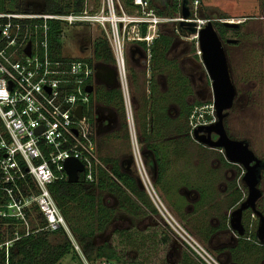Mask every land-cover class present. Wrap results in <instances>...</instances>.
Wrapping results in <instances>:
<instances>
[{"label":"built area","instance_id":"2783aa9c","mask_svg":"<svg viewBox=\"0 0 264 264\" xmlns=\"http://www.w3.org/2000/svg\"><path fill=\"white\" fill-rule=\"evenodd\" d=\"M176 1L181 12L183 0ZM198 3V0L186 2L189 12L186 19L180 15L177 18L157 15L150 0H131L132 13L119 0H100L95 10L84 8L78 12L0 13V262L8 264L14 246L30 236L67 231L49 190L54 182L67 181L66 160L75 159L83 165L79 180L86 184H96L101 172L116 181L97 152L98 135L91 107L96 85L94 42L101 39L108 43L124 111L130 118L127 46L144 42L149 47L161 25L182 23L193 27L191 40L196 42L195 55L200 57L197 32L210 20L197 18ZM51 24L57 27L55 35L60 43L66 39L65 28L78 29L77 33L83 36L84 32H96L97 36L91 37L86 47H81V39L77 37L78 50L89 55L65 57L61 49L59 53L52 45ZM142 25L146 27L144 36L140 33ZM87 86H92L91 93L86 91ZM79 106L81 119L76 115ZM215 121L212 104L194 108L188 119V132L192 135L197 127ZM136 139L133 134L135 142ZM134 154L144 187L161 215L162 228L171 244L196 264H222L161 205L147 180L137 146Z\"/></svg>","mask_w":264,"mask_h":264},{"label":"rangeland","instance_id":"374dc122","mask_svg":"<svg viewBox=\"0 0 264 264\" xmlns=\"http://www.w3.org/2000/svg\"><path fill=\"white\" fill-rule=\"evenodd\" d=\"M18 1L20 4L29 5V2L33 0ZM37 1L39 3L41 2V0ZM43 2L44 0H42L41 4H43ZM171 2L172 0H168V4ZM198 2L197 18L200 20L208 19L212 21L213 24L214 22L241 23L238 28L227 30L222 38L218 34L223 43H225L224 41L226 39L236 41L235 44H223L231 80L236 91L233 107L229 110L228 117L224 120V126L232 138L245 139L255 154L264 159V0H198ZM99 4L100 0H86L84 8L87 10H95ZM150 4L154 13L161 11L164 13L165 17L171 18L167 15L168 12L164 8V5H162L161 0H150ZM126 10L130 11L129 9ZM178 15H180V12L173 14L172 18H177ZM179 24L180 23H168L161 25L158 28L156 38L158 34H170L173 36V55L175 54L177 57L174 58L176 59L183 76L189 79L190 85L193 89V92L189 95L190 97H188L189 102H199L205 107L206 105L212 104L210 81L200 61V57L195 55L196 42L191 40V37L194 34L191 35L186 31L180 32V28L187 29V27L183 24ZM78 31L79 30L75 28L64 29L66 39L61 42V48L62 54L65 57H87L89 55L88 52L84 54L78 50L77 45L79 40L77 37L81 40L84 37V41L83 43H80V45L81 47H86L88 46L91 37L97 36V33L95 32L91 34L89 32H84L85 34L83 36L81 33L78 34ZM149 67L150 62L148 51H144L139 45H128L127 78L130 90V103L128 104V107L131 109L129 114L130 118H128L125 111L124 121H122V118L119 117V113L115 112L111 107L105 106L97 101L92 104V108L95 114L107 116L108 118L106 119L109 120V123L104 122L103 126L98 123L95 125L99 134L98 141L100 156L102 159L112 156L118 159L119 164L124 160H133V178H135V180L136 178L139 179L144 188L143 191L148 196L150 201L148 206L150 209L147 211L155 210V213H147L144 211L145 214H142L139 210L132 213L130 209H127L126 204H123L124 208H119L122 200L120 201V197H116L117 195L109 191H97L95 195L100 203L113 211L112 221L107 225L104 232L99 233L96 231L95 223H92L85 216L84 212L76 208L73 204H69L67 208L68 221L63 217L67 226V231H65L64 234L72 244L73 249L69 254L64 256L58 264H96L99 261H104L97 259L87 260L83 255L80 246L76 242L77 234H74L73 229L78 230V234H86L90 231V228H92L94 233L93 238L90 241L93 242L95 246H98L103 242H108L114 231L134 230L138 232V234H136L137 237L132 239L129 246L126 248V255L129 261L133 258H140L145 264H178L180 261L183 251H181L176 245L169 244L165 249H156V241L151 237V233L148 234L146 232V229L149 226H156L158 227L159 232L168 236L162 228L163 220L161 215L159 214L151 196L147 193L134 161L136 146L139 153L141 152L140 139H138L141 132L140 126L143 121L148 123L150 120L146 117L143 118L144 102L142 100V95L145 97L148 96V85H146V82L148 83L150 78H153L158 82L159 88L155 97H158L160 93L166 91L167 71L162 69L155 74H151L148 70ZM161 67H164V65L162 64L159 66V68ZM106 68L110 73L114 74L113 68ZM142 70H145V78L142 75ZM114 78V82H111L112 80L109 81L110 78H108L101 83L106 86L112 84L119 88L115 74ZM177 108L178 105L174 102L168 104L169 119L172 122L167 130L168 138L166 140L176 142L174 145L170 144V146L173 145L170 149H176L175 151L180 161L177 162V160L173 158L174 155H170V162L175 161L170 163L172 164V170L170 169L169 172H172V174H176L177 176L182 172L183 179L190 177L188 184L184 183L187 187H190L193 185L192 181L194 182L195 177H198L194 170V164H199L201 161H204L207 166H210L215 158L220 159V157L219 154L214 151H203L199 154L198 148L193 139L194 142L190 141V145L184 148L182 142L183 137L181 135H176L175 132L176 128L179 127L178 125L183 123V120H176L178 117ZM123 122L125 126L123 125ZM131 123L132 128L130 129ZM133 134L137 137L136 142L133 140ZM126 136H128V139H126ZM185 170H187V172H185ZM145 172L147 174V180L152 185L154 193L161 205L165 207L182 228L188 230L222 264H262V261L264 263L262 251L253 243H249V247H251V245L256 247L253 248L250 253H246V251L244 253L235 252L232 255L229 252L228 246L225 244L226 240L224 238L217 239L215 236H212L208 242H203L193 233V231H191L189 225V222L191 221L187 220V217H189L190 214H185V201L180 208L181 212L178 213L173 203L168 200L169 198L175 200L173 192L168 196L164 191L162 192L161 189L160 191L158 189L159 187L156 188L157 185L152 183V178L148 174L147 168H145ZM216 176L218 180H216L215 184L221 182L220 176ZM259 188L262 191L263 196L258 203H260V206H264V181L260 183ZM213 192L215 199L221 198V203L225 196L222 197V195H219L220 193L215 189ZM208 208L210 207L207 206L206 211L209 210ZM222 210L224 209L220 208L219 212ZM203 211L199 212L200 214L198 213V215H196V213L194 216L191 214L192 221L197 216L202 218ZM216 213L217 212L209 210L208 216L200 219V222L202 220V223L205 226L208 224L210 225V223L215 225L217 223L216 217L218 216L215 215ZM168 238L170 240L169 236ZM47 239L50 243L54 244L59 242L60 237L57 238V236L48 234ZM234 239L236 240V238ZM13 250L14 252L16 251V249Z\"/></svg>","mask_w":264,"mask_h":264},{"label":"trees","instance_id":"16d2710c","mask_svg":"<svg viewBox=\"0 0 264 264\" xmlns=\"http://www.w3.org/2000/svg\"><path fill=\"white\" fill-rule=\"evenodd\" d=\"M123 8L129 9L130 13L134 11V7L131 4V0H119ZM171 1V0H170ZM42 0L39 3L37 0L29 2V5L20 4L18 0H0V13L4 12H41L47 14H59L66 12H78L84 9L86 5V0ZM162 5L167 10V15L172 18L173 14L179 12L178 6L179 2L172 0L168 4V0H161ZM152 7V6H151ZM127 11V10H126ZM159 16H164V13L161 11L156 12ZM214 27L216 32L223 37L225 32L231 28H226L220 22H214ZM51 40L52 45L58 49L60 53L61 43L56 39L57 27L51 24ZM187 29L180 28V32H188L189 34L194 33L192 26H186ZM142 36L146 33V27L142 25L140 29ZM173 36L170 34H158L149 47L145 46L144 42L137 43L144 51H148L149 54V72L155 74L156 72L161 71L162 69L167 71L166 75V91L159 94L158 97H155L157 90L159 88L158 82L155 79L150 78L148 83V96L142 95L143 100V110L144 117L149 118V122H142L140 128V146L141 152H144V156H149V154L155 159L156 164H158V178L161 177L163 170L160 169V151L168 150L174 145L175 141H167L168 138V128L171 124L168 114V104L174 102L178 105L179 113L176 120H183L182 124H179L176 128V135H181L184 148L190 145V141L194 142L190 136H185L188 133V119L191 115L194 108L202 107L203 105L199 102L190 104L188 101V96L192 92L189 79L184 77L180 67L175 58L176 55L173 49ZM194 48V47H193ZM192 48V49H193ZM193 53V50H192ZM173 56V58H172ZM175 57V58H174ZM92 61L96 64L112 67L114 60L108 46V43L104 40L97 39L94 42L93 52H92ZM164 67L159 68L160 65ZM145 65V63H144ZM142 75L145 78V70H142ZM145 84V83H144ZM145 94V91H144ZM100 102L105 106L111 107L115 112L119 113V117L124 121V106L122 95L119 88L104 90V88H97L93 98H91V107L94 102ZM147 101V102H146ZM147 110V111H146ZM91 123L93 121L92 111L90 112ZM123 125L125 126L124 122ZM99 137V136H98ZM128 139V136H126ZM167 141V143H166ZM195 143V142H194ZM170 144H173L170 146ZM177 145V144H176ZM175 150V148H172ZM97 152L102 163L108 167L112 176L116 179L113 180L105 172L99 174L96 184H86L79 180L76 184H70L67 181H56L50 187L49 190L53 199L55 200L58 208L60 209L61 214L65 219H67V208L69 204H73L85 213V216L96 225V231L99 233L104 232L107 225L112 221L113 211L106 206L102 205L95 193L97 191H109L116 197H120L121 202L119 208H124L123 204L127 205V209H130L132 213H135L136 210L142 212V214L155 213V210H149L148 206L150 201L148 196L143 190H140L137 186L135 178L124 172L118 159L108 156L105 159L99 154V141L97 138ZM145 168H148L149 165L142 157ZM120 162V161H119ZM121 163V162H120ZM157 178V179H158ZM159 179L155 184L159 183ZM241 200L240 192L232 200L233 207ZM119 201V202H120ZM211 202L206 196H202L199 202V206L203 207L205 202ZM210 208L218 210L217 206L214 205ZM209 208V210H210ZM126 209V210H127ZM152 209V208H151ZM198 210V209H197ZM209 210L203 212L202 218L208 216ZM211 211V210H210ZM200 216H197L193 221L189 222L191 231L199 237L203 242H208L216 231L215 228L209 225H203L202 219ZM94 220V221H93ZM68 221V219H67ZM199 221V222H198ZM88 225V224H87ZM86 225V227H87ZM221 228H226V218L223 219L221 223ZM88 229V228H87ZM74 234H77L76 242L80 246L81 251L87 260L97 259L112 262L114 264H145V262L140 258H133L131 261L127 258L126 248L129 246V243L132 239L137 237L136 231L130 230H118L114 231L111 235L108 242H103L98 246H95L92 240L93 230L90 228L86 234H78V230L73 229ZM148 234L151 233V237L154 238L157 243L156 249L162 248L165 249L170 244L168 236L159 232L158 227L149 226L146 229ZM48 234L52 236L60 237L59 242L54 244L50 243L47 239ZM79 237V238H78ZM239 243V242H238ZM249 243L244 247H237V250L230 251L233 253H250L253 248L256 246ZM14 250L8 259V264H58L60 260L70 253L73 249L72 244L67 239L63 231L45 233L40 232L35 236H30L24 239L21 243L14 246ZM259 251V250H258ZM264 256V248L261 250ZM238 255V254H237ZM0 264H3L0 262ZM178 264H196L186 253H182L180 261Z\"/></svg>","mask_w":264,"mask_h":264},{"label":"water","instance_id":"95a60500","mask_svg":"<svg viewBox=\"0 0 264 264\" xmlns=\"http://www.w3.org/2000/svg\"><path fill=\"white\" fill-rule=\"evenodd\" d=\"M180 16L183 19L189 17V12L186 7V0L182 1ZM226 28L235 29L239 27L240 22H221ZM182 24V23H180ZM227 44L235 43V40H226ZM197 44L201 53L200 61L206 71L210 81L212 91V105L215 110L216 121L209 126H199L192 133V139L210 149H222L224 158L231 164H236L242 167L245 171L243 183L247 188V196L243 202L229 214V225L232 231L239 236L243 235L242 214L244 211L250 210L258 219V227L256 230V239L260 244L264 245V216L256 210V203L261 198V192L258 189L260 176L258 174L259 160L254 156L253 152L248 149V146L243 141H235L228 138L223 121L228 115V111L232 108L236 96V91L231 80L230 71L227 64V59L223 47V42L219 38L212 21H208L197 32ZM28 53V50H27ZM95 84H99L107 80H114V74L102 65L96 64ZM92 86H87L86 91L92 92ZM82 108L79 106L76 109V115L81 119ZM99 121V118L96 119ZM109 123V120L104 119ZM216 135V140H211V135ZM97 135L98 132H97ZM144 157V152L141 153ZM133 160H124L121 164L129 166ZM155 167V161L153 159ZM156 169V168H155ZM64 170L67 175V182L76 184L79 182V173L83 171V165L75 160L68 159L64 162ZM138 188L143 190V186L139 179L136 178Z\"/></svg>","mask_w":264,"mask_h":264},{"label":"flooded vegetation","instance_id":"af4514ba","mask_svg":"<svg viewBox=\"0 0 264 264\" xmlns=\"http://www.w3.org/2000/svg\"><path fill=\"white\" fill-rule=\"evenodd\" d=\"M187 1L188 0H186V2ZM229 30H232V29H229ZM219 38H220V36H219ZM226 40L224 41L225 43H223V44H227ZM83 41H84V37L82 38V40H80V42L83 43ZM235 43H236V41H235ZM235 43H233V44H235ZM104 67H107V66H104ZM111 68H113V70H115L114 63H113V66ZM111 82H114V80L112 79ZM99 87L104 88V90H111V89L118 88V87L113 86L112 84L110 86L109 85L106 86L105 84L100 82L99 84L95 85L94 93H95L96 89ZM191 90L193 92L192 86H191ZM188 97H190V96H188ZM188 101H189V99H188ZM190 104H193V103H190ZM233 104H234V102H233ZM177 111L179 113L178 108H177ZM178 113H177V115H178ZM168 114H169V109H168ZM227 117H228V115L226 116V118ZM97 118H99L98 122L96 121ZM106 118H108V117L104 116V115L100 116L99 114H95V118H94L95 125L98 123V124H101L103 126L104 122H106L103 120ZM223 125H224V121H223ZM224 129H225V132H226L229 139L235 140V141L245 142L248 146V149L251 152H253L254 156L257 158V160H259L257 170H258V174L260 176V180H259V184H258V189L260 190L259 185L262 181H264V159L255 154V152L253 151V149H251L249 147V143L245 139L232 138L229 135L225 126H224ZM185 136H190L192 138V135H190L189 132ZM216 138H217L216 135H214V134L211 135V140H216ZM195 144L198 148L199 154L202 153L203 151L204 152L214 151V152H217L219 154L220 159L215 158L213 160V163L210 164V166H207L204 161H201L199 164L198 163L194 164V168H195L194 170H195L196 175L198 177H195L194 182L192 181L193 185H191L190 187H187V186L183 187V188H187L188 190L194 191L192 194H190L186 197L187 201L191 202V203L193 202L196 204V205L194 204V208H195L194 211L196 212L197 208L199 210L201 207V206H199V202H200L202 196H206L208 198V200L212 199V201H211L212 204L209 207H212L214 205H216L218 207L217 208L218 210H215L214 208H210L211 211L217 212L215 214L216 216L218 215L217 216L218 218L216 217L217 223L215 225H212L210 223L211 226L216 229L213 236H215L217 239L224 238L226 240L225 244L229 248V252L237 250V247H241V246L244 247L248 243H253L257 247H259L258 248L259 250H262L264 248V245L260 244L259 241L256 239V230L258 227V219L250 210L244 211L242 214V220H241L242 226H243V235L242 236H239L236 232L232 231L230 228V225H229V219H230L229 214L233 210H235L241 204V202H243L245 200V198L247 196V188L242 181L243 176L245 174L244 169L242 167H240L239 165L231 164V163L227 162L224 158V152L222 149H210L206 146L198 144L197 142H195ZM199 154H198V156H199ZM149 156L150 157L144 156V160L146 161V163H148L147 165H149L147 168L148 174L154 180L156 178V175H157V172H156L157 169H155L156 168V162H155V167H154V164H153L154 157H153V155L151 156L150 154H149ZM154 161H155V159H154ZM120 167L124 172H126L130 176L134 177V172H133L134 169H132L133 163H131L129 166H127L126 164L120 163ZM241 172H243V173H242V176L239 180V175L241 174ZM216 175L220 176L221 182L220 183L218 182L215 184L216 180H218ZM215 185L217 188L216 190L218 191V193H220L219 195L225 196L223 198V200L221 201V203H220L221 198L220 199L214 198L212 187ZM195 192H198L199 201L197 199ZM239 192L241 194V200L238 203H236V205L231 207L230 205L232 204V200L238 195ZM260 192H261V198H262V196H263L262 191L260 190ZM213 200H215V201H213ZM258 201L256 203V210L264 216V206L263 205L260 206V203H258ZM209 204H210V202H209ZM220 208H223L224 210L219 212ZM189 210L193 211V208H189ZM195 212L192 213L193 216L195 215ZM224 218H226V228L222 229L221 223H222ZM234 238H236V240ZM170 245H172V244L170 243ZM262 264H264L263 261H262Z\"/></svg>","mask_w":264,"mask_h":264},{"label":"crops","instance_id":"0c3cea01","mask_svg":"<svg viewBox=\"0 0 264 264\" xmlns=\"http://www.w3.org/2000/svg\"><path fill=\"white\" fill-rule=\"evenodd\" d=\"M176 143V142H175ZM174 144V143H173ZM176 150V149H175ZM174 149H170V152L168 150H164V151H160V169L163 170L162 172V175L160 178H158V164H156V169H157V175H156V178L153 180L152 179V183H156V181L159 179V183L156 184L157 187L159 190L161 189L162 192L164 191V193H166L168 196H170V194H172L173 192V195L175 196V200H172L171 198H169L168 200L170 202L173 203V205L175 206V209L177 210V212H181L180 211V208L182 207V204L184 203L185 201V214L188 213V214H192L194 213L195 211V208H194V204L195 203H191V202H188L187 201V196L192 194L194 191L192 190H188L187 188H183V187H186L185 184H188V182L190 181V177L186 178V179H183V174L182 172L179 173V176H177L176 174H172V172H169L170 169L172 170V164L170 163H173L175 160H177V162H180L179 161V158L177 157V154H176V151ZM142 152H140V155H141ZM170 155H174L173 158H175V160L173 162H170ZM142 158V157H141ZM142 162H143V159H142ZM171 168H170V167ZM175 170V169H174ZM185 172H187V170H185ZM158 178V179H157ZM185 183V184H184ZM218 186V185H217ZM214 189L216 190V185L212 187V190L214 191ZM141 190V189H140ZM160 190V191H161ZM217 191V190H216ZM161 192V193H162ZM218 192V191H217ZM214 193V192H213ZM196 196H197V199L199 201V195H198V192H195ZM222 197H224L222 195ZM196 199V200H197ZM208 201L205 202V204L203 205V207H200V209L198 211H196V215H198L199 212H202L203 210L206 211V207L207 206H210L212 203L210 202V204ZM178 205V207H177ZM196 205V204H195ZM189 208H193V211L189 210ZM198 209V208H197ZM209 209V208H208ZM203 211V212H204ZM206 213V212H205ZM186 214V215H188ZM200 214V213H199ZM181 215V214H179ZM189 215V217H187V220L189 221H192V217Z\"/></svg>","mask_w":264,"mask_h":264}]
</instances>
